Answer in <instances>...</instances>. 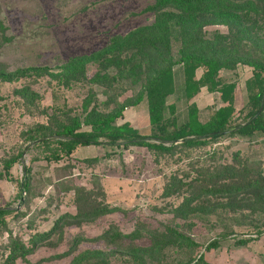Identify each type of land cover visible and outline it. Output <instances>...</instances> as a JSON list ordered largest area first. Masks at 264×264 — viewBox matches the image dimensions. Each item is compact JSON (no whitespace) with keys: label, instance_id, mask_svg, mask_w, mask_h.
Instances as JSON below:
<instances>
[{"label":"rangeland","instance_id":"1","mask_svg":"<svg viewBox=\"0 0 264 264\" xmlns=\"http://www.w3.org/2000/svg\"><path fill=\"white\" fill-rule=\"evenodd\" d=\"M251 1L257 11L240 14L243 13L253 42L238 43L231 16L222 15L228 17V23L202 24V29L230 36L223 42L230 50L236 53L250 47V53L264 62V12L260 11L258 1ZM155 4L156 0H0V207L14 209L6 216V225L0 226V264H90L100 259L111 264H131L130 253H139L137 247L152 251L150 256H143L144 262L138 260L137 264H176L189 252L169 251L165 255L155 250L160 238L154 235L164 232L165 225H178L195 239L199 246L192 256L201 253L205 264H264V233L242 246L234 245L232 233L218 247L205 249L224 230L218 212L201 201L179 215L171 212L182 197L163 195L167 179L172 175H194L185 154L179 160L176 155L155 160L146 149L132 148L121 156L105 158V147L88 145L78 146L67 160L48 163L44 157L54 144L41 141L50 138L29 139L47 131L39 130L40 125L55 128L56 122L65 117L82 114L86 100L90 101L87 109L108 110L104 104L108 84L87 80L95 74L96 66L87 64V79L67 66L72 59L99 53L114 38L152 23L155 12L150 8ZM25 68L37 70L14 73ZM180 71V67L175 68L176 91L167 98V104H175L179 124L185 121L189 105L198 108L201 121L207 120L223 105L219 92L202 86L194 97L187 99ZM201 74L202 69H198L197 77ZM5 76L11 80H5ZM251 76L252 68L243 63L218 73L222 83L235 84V122L242 121L241 110L247 102L246 82ZM131 92L127 89L124 95ZM166 116L169 117L168 111ZM123 121L142 134H149L145 101L125 106L123 119L118 122ZM212 147L218 149L215 160L208 158V150L198 164L231 161L239 150V157L260 158L264 166V135L225 136ZM18 154L9 180L4 176V161ZM68 162L75 164L70 172L64 168L58 171ZM26 167L30 169L29 194L19 189ZM68 173L71 174L66 180L76 187L90 189L99 181L103 202L113 209L91 218H69L58 231L32 245V237L53 228L60 215L77 213L74 190L66 191L57 181ZM235 216L238 221L248 220ZM107 229L110 232L102 235ZM233 229L238 233L247 230V226L237 225ZM10 238L21 239L28 247L32 245L26 256L12 263L6 260Z\"/></svg>","mask_w":264,"mask_h":264},{"label":"trees","instance_id":"2","mask_svg":"<svg viewBox=\"0 0 264 264\" xmlns=\"http://www.w3.org/2000/svg\"><path fill=\"white\" fill-rule=\"evenodd\" d=\"M256 1L258 6L260 4V11L264 12V0ZM150 9L155 12L152 23L114 38L99 53L72 59L67 66L70 71H78L85 79L87 64L96 66L95 74L87 80L108 84L106 91L104 90V104L108 110L102 111L94 107L87 109L90 101L86 100L82 114L65 117L56 122L55 128L48 129L47 126L40 125L39 130L47 131L32 135L29 139L34 141L45 136L50 138L41 141L54 144L44 157L48 163L67 160L78 146L88 145L105 147V158L121 156L132 148L146 149L153 154L155 160L174 155L179 160L185 154L191 161L194 175H172L167 179L163 195L182 197L171 208V212L179 215L184 209L207 202L212 206V211L218 212L217 215L223 219L220 223L225 227L218 237L205 245V249L218 247L220 241L232 233L235 237L234 245H245L264 233V166L261 159L254 156L241 158L238 150L231 156V161L227 159L228 162L198 164V161L208 150H211L208 158L215 160L213 158L218 149L212 146L221 142L225 136L264 135V62L250 53V47L236 53L230 50L223 43L230 36L207 33L202 29V24L228 23V17L222 15L234 17L229 18L235 25L234 34L238 36L239 44L246 41L241 44L244 45L253 41L240 11H257V7L253 6L251 0H156V4ZM228 11L235 13L229 14ZM237 63L252 68V76L246 82L247 102L242 107L240 122H235L234 118L235 84L222 83L218 77L221 69H232ZM176 67L181 68L183 91L187 99L194 97L202 86L219 92L223 105L216 108L207 120L201 121L198 108L189 105L185 121L181 124L177 122L175 104L166 102L176 91ZM198 69H202L199 77L196 75ZM36 70L25 68L14 73L25 74ZM4 79L11 80L8 76ZM122 83L127 86L121 85ZM125 87L133 91L131 95H124L127 91ZM142 100L146 103L148 113L150 133L147 135L142 134L128 121L118 122L123 119L125 106L137 105ZM166 111L169 117L166 116ZM203 150L205 151L200 155ZM19 156L20 154L4 161V176L9 180H12L11 168ZM73 166L74 163L68 162L57 170L62 171L64 168L70 172ZM70 174H64L57 181L66 191L74 190L77 213L60 215L53 228L32 237V245L58 231L69 218H91L113 209L103 202L104 193L99 181L94 182L90 189L76 187L70 183L71 180H66ZM19 189L25 194L30 193V169L27 167L24 168ZM13 210L7 206L0 207V226L6 225L5 218ZM236 214L248 220L238 221ZM237 225L247 226V230L235 233L233 228ZM179 227L165 225L164 232L156 233L154 236L158 235L160 243L156 242L155 250H160L165 255L169 251H188V256L178 260L176 264H205L201 253L192 256V252L199 246L198 242ZM109 232L107 229L102 235ZM245 235L249 236L244 237ZM32 245L28 247L21 239L10 238L7 262L12 263L26 256ZM135 249L139 253H130L131 264H137L138 260L144 262L143 256H150L152 252L147 247ZM90 264L111 263L109 260L100 259Z\"/></svg>","mask_w":264,"mask_h":264}]
</instances>
